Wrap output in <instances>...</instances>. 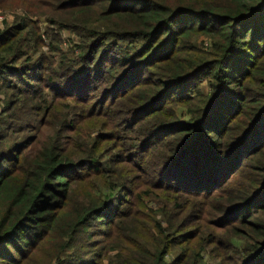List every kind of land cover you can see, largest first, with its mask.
Returning a JSON list of instances; mask_svg holds the SVG:
<instances>
[{
	"label": "trees",
	"instance_id": "16d2710c",
	"mask_svg": "<svg viewBox=\"0 0 264 264\" xmlns=\"http://www.w3.org/2000/svg\"><path fill=\"white\" fill-rule=\"evenodd\" d=\"M55 2L62 14L49 24L77 36L81 46L74 59L39 58L47 76L19 37L27 28L23 23L0 32V89H28L0 109V264H42L34 256L46 242L53 244L47 264H73L64 258L94 264L70 250L90 223L113 233L131 216L149 219L129 210L130 198L143 209L137 189L147 185L166 202V225L148 222L155 253L133 252L125 264H164L168 248L162 240H198L207 233L203 217L215 220L209 243L226 240L220 264H264V0ZM30 33L35 45L39 37ZM202 79L205 95L198 88ZM40 85L50 93L49 103L41 100ZM42 104L48 112L62 104L75 108L78 121L68 123L73 128L61 115L55 118L56 126L81 142L73 158L61 148L59 130L39 142L35 136L13 138L26 131L29 112ZM173 106L185 116L177 117ZM104 117L111 128L129 134L120 151L137 173L133 177L125 176L129 171L120 162L121 175L105 176L113 167L105 159L106 139L81 136L82 123L99 129ZM77 187L83 191L73 200ZM181 197L209 203L196 212L202 228L174 238L178 219L193 213L178 204ZM212 201L216 208H210ZM126 240L119 241L120 251L129 247ZM203 254L195 253L196 264ZM188 259L183 251L170 264Z\"/></svg>",
	"mask_w": 264,
	"mask_h": 264
},
{
	"label": "rangeland",
	"instance_id": "374dc122",
	"mask_svg": "<svg viewBox=\"0 0 264 264\" xmlns=\"http://www.w3.org/2000/svg\"><path fill=\"white\" fill-rule=\"evenodd\" d=\"M55 1L56 0H0V32L23 23V25L27 28L19 34V37H25L26 41L24 45L29 47L28 54L32 56V62H37L39 58L58 62L62 57L65 59L66 57L74 59L78 55V50L81 46L80 42H78L79 38L67 30L58 29L56 26L49 24L50 20L59 22V16L62 14L56 13L57 8ZM25 23H27L28 26ZM31 31L33 33V37H39L35 45L31 42ZM203 43L204 42H200L201 48L203 47ZM76 47H78V50ZM51 48L55 49L56 53L49 52ZM69 52H71V55ZM39 63L40 61L37 62V66H42V69H39L40 75L47 76V73L44 71L47 66ZM18 64L20 63L18 62ZM152 72L153 76H157L155 71ZM31 84L34 85V83ZM40 87L43 90L41 100H46V102L49 103L50 93L46 92L42 85H40ZM198 88L201 94H206L207 88L205 79L201 80ZM25 89L26 88L22 87V85H18L15 89H0V109H3L5 104L9 101L14 102L18 98H23L24 94H20L25 91ZM89 96L94 100L98 99V94H90ZM68 102H70V104H67L69 105V108H71L73 103L71 101ZM171 110L177 117L185 116V110L180 106H173L171 107ZM89 111H92L93 113L98 112V105L96 102L93 103ZM74 112L75 108L67 109L65 108V104L59 105V108L56 107L52 112H48L47 104H42L39 111L29 112L26 131L19 135H14L13 138H17V141H21L26 137L34 138L35 136L39 142L41 139L46 140L51 136V129H53V132L59 130L61 148L66 150L71 158H73L77 151L81 149L76 147L81 144V142H76L77 139L75 138L74 132L70 133L71 131H66L63 128L60 129V127L56 126L55 118L57 115H61L65 120H67L66 125L69 126V128H73V123L78 121L75 116H72ZM117 118L120 120V117ZM72 119L73 123L71 125L68 124ZM98 120L101 123V126L99 125V129L89 128L82 123L80 125L81 129L79 130L81 131V136L85 139L89 138V136L90 139H92L95 134L102 135L106 139V143L104 145L108 148L106 149L108 154L105 159L108 157L110 162L113 164V167L112 171L105 174V176H108V178L113 180L116 175L122 174V168L124 167L129 171L125 174V176L133 177V174L137 173H135V171L131 169V165L128 164L129 160L127 159V155H124V153L120 151V146L127 143L126 138L129 134L121 132L118 128H111L109 126V117H104L102 119L98 118ZM110 135H114L113 137L115 139L110 141V138H108ZM117 162H120L123 167H119ZM154 163V160H151L150 164ZM134 178H140L144 183H149L142 176ZM93 180V184L97 185L96 177H94ZM137 182V180H133L132 186H136ZM137 190H142L140 196L143 201H140V204L143 205V209L139 210L136 206V199L130 198L129 203L131 204H129V210L135 214L143 213L147 215L149 219L147 218L141 221L131 216L127 221L120 225L116 232L113 233L109 232L104 227H100V223H90L87 232L88 234L78 238L76 247L73 250H70L69 254L74 255V257H81L84 260L91 259V263L94 264H125L133 259V252L147 251L155 253L157 243L155 237L152 236L151 232L148 230V222L153 221L158 222L161 226L166 225V218L161 213V208L164 203L166 204V202H164L160 193H155L152 188L148 187V185L146 187H138ZM82 191V187L74 188L73 200H78ZM143 194H148L150 196L144 197ZM182 198L183 197L178 200V204L184 207L188 206L191 210H193V213H191L189 217L184 218L182 221L181 219H178L181 223L177 226V228H175L177 234H174L173 237L188 235L196 230H200L203 222H200L201 215H196V212L204 208L207 202L209 203V200L204 198H196L192 200ZM71 204H73V202ZM216 205L217 202L212 201L210 203V208H216ZM172 206L173 203L168 204V207L171 208ZM126 207L127 206L123 208ZM203 221L207 226V233L198 240H189L185 238L179 240L177 245L168 243L170 237L167 238V243L165 240L166 237L162 240L163 245L165 244L168 248L167 253L163 257L164 264H170L183 251L189 252L188 263L196 264L197 260L195 253L199 254V250H203L204 252L201 260L202 264H220L218 255L221 254L220 251L224 248L226 240L218 239L215 243H209V234L211 235V231L215 229V220L213 218L203 217ZM143 226H145L146 229H144ZM122 238L127 239L126 241L129 244V247H127L124 251L119 250V241ZM52 245V243L46 242L43 247L40 248L41 250L36 253L37 255L34 256V262L47 264L45 257L50 254ZM99 257L100 259H98ZM65 261H68L69 263L73 262V264H75V261H72L69 258H64L63 262ZM224 264L228 263L225 261Z\"/></svg>",
	"mask_w": 264,
	"mask_h": 264
}]
</instances>
